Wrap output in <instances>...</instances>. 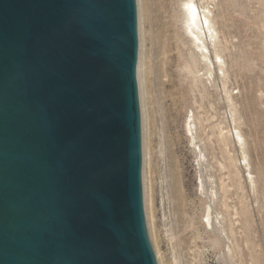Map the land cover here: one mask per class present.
Listing matches in <instances>:
<instances>
[{
	"label": "water",
	"instance_id": "water-1",
	"mask_svg": "<svg viewBox=\"0 0 264 264\" xmlns=\"http://www.w3.org/2000/svg\"><path fill=\"white\" fill-rule=\"evenodd\" d=\"M0 264H159L140 0H0Z\"/></svg>",
	"mask_w": 264,
	"mask_h": 264
},
{
	"label": "rangeland",
	"instance_id": "rangeland-1",
	"mask_svg": "<svg viewBox=\"0 0 264 264\" xmlns=\"http://www.w3.org/2000/svg\"><path fill=\"white\" fill-rule=\"evenodd\" d=\"M183 1L140 0L159 264H264V0H192L208 36L190 35Z\"/></svg>",
	"mask_w": 264,
	"mask_h": 264
},
{
	"label": "bare ground",
	"instance_id": "bare-ground-1",
	"mask_svg": "<svg viewBox=\"0 0 264 264\" xmlns=\"http://www.w3.org/2000/svg\"><path fill=\"white\" fill-rule=\"evenodd\" d=\"M183 10H184V17H185V26L186 29L189 31L190 35H193V30H199V32H202L204 27L207 29L206 35L207 33H209L208 31H210V26L208 23V20L204 17L203 19L199 18V14H198V9H197V4H195L192 0H186L183 1ZM204 10V8H203ZM206 10V9H205ZM202 17V16H201ZM202 30H201V29ZM185 29V27H184ZM185 29V30H186ZM187 32V31H186ZM205 32V31H203ZM202 32V35H203ZM201 33L197 34L200 35ZM205 35V34H204ZM208 36V35H207ZM199 37V36H198ZM212 37V36H211ZM200 38V37H199ZM209 38V37H208ZM210 39V38H209ZM212 39V38H211ZM194 40V38H193ZM197 40V39H196ZM195 43V42H194ZM193 43V44H194ZM201 46V45H200ZM204 49V48H203ZM143 50V49H142ZM200 50V49H199ZM203 55V54H202ZM142 62V61H141ZM143 66V65H142ZM143 72V71H142ZM143 76V75H142ZM142 109V108H141Z\"/></svg>",
	"mask_w": 264,
	"mask_h": 264
}]
</instances>
